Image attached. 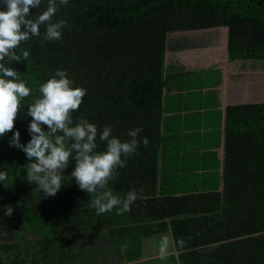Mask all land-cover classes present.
Segmentation results:
<instances>
[{
  "label": "trees",
  "instance_id": "trees-1",
  "mask_svg": "<svg viewBox=\"0 0 264 264\" xmlns=\"http://www.w3.org/2000/svg\"><path fill=\"white\" fill-rule=\"evenodd\" d=\"M46 7L42 0L31 14ZM53 19L67 21L62 38L45 41L42 25L41 36L20 45L28 59L7 65L32 90L13 131L26 146L27 106L41 84L65 70L73 88L86 90L71 115L74 123L85 118L97 126L96 151L106 150L99 140L105 126L122 142L136 128L138 138H148L107 187L121 198L136 189L142 198L122 215H96L92 196L71 177L74 161L62 188L44 198L25 179V153L10 145L9 132L0 137V171L8 174L7 187L0 182V231L13 242L0 244V264H103L111 253L124 264H264V99L226 107L220 172L210 149L219 146V127L188 133L178 126L187 89L216 83L219 71L201 77L200 70L165 64L167 50L185 45L170 33L219 26L228 28L230 59L264 61V0H69ZM8 205L11 217L4 215ZM167 239L172 251L137 263L144 241Z\"/></svg>",
  "mask_w": 264,
  "mask_h": 264
},
{
  "label": "clouds",
  "instance_id": "clouds-1",
  "mask_svg": "<svg viewBox=\"0 0 264 264\" xmlns=\"http://www.w3.org/2000/svg\"><path fill=\"white\" fill-rule=\"evenodd\" d=\"M0 3L5 8L0 10V137L12 132L10 145L25 153V179L35 184L44 198L53 197L63 186L65 169L74 161L71 177L81 191L92 196L89 206L95 209L96 215L110 213L113 209L117 215L129 212L135 201L142 198L140 193L132 189L121 198L107 187L117 178V170L126 167L139 144L142 142L147 147L149 140L138 138L142 129L136 128L127 133L131 139L122 142L112 135L111 126H105L99 132V140L106 144V150L96 151L97 126L85 118L74 123L71 115L79 109L86 90L73 88V81L65 70H56L52 78L41 84L39 98L27 106L26 113L32 119L28 125L31 139L26 146L20 143L19 130L13 131L21 100L29 97L32 90L20 79V72L7 65L28 59L29 51L20 50V45L34 36H41L42 25L45 26V41L62 38L67 21L53 18L69 0H47L46 10L35 16L30 10L39 9L42 0H0ZM7 179V172L0 171V182L5 187ZM13 213V206L4 207L5 216L11 217ZM160 252L162 256L167 254L163 247Z\"/></svg>",
  "mask_w": 264,
  "mask_h": 264
},
{
  "label": "crops",
  "instance_id": "crops-1",
  "mask_svg": "<svg viewBox=\"0 0 264 264\" xmlns=\"http://www.w3.org/2000/svg\"><path fill=\"white\" fill-rule=\"evenodd\" d=\"M227 37L228 31L225 28V40L222 48L223 54L220 55L210 45L204 46L205 49L203 51H201L202 49H190L191 52L188 61L179 57L178 53L180 49L175 51L167 50L165 53V64L173 62L175 65H179L183 71L191 72L200 70L201 77H207L209 72L206 71L209 69H217L220 73L219 80L216 83L200 81L199 83H193L187 89L188 93L183 96L185 105L180 111L183 121L178 124L179 128L188 133L191 131L194 132L196 129L206 131L216 126L219 127V130H221L219 146L211 147L210 149L216 152L220 172L224 151L223 127L226 107L241 103L261 102L264 96V61L230 59L227 53ZM167 52H171V54ZM197 59H200V61H196ZM254 67H260L262 69L261 74H259L260 70L259 72L256 70L253 71ZM243 70L249 71L252 74L253 80L244 81L243 79L246 76H244L245 73ZM207 149L209 150V148ZM219 188H221V182ZM162 243L163 241H160V243L157 242L156 244L153 242L146 243L144 241L142 258L137 263H145L150 260L162 258L163 256L160 252ZM157 252L159 255H154ZM116 261L124 264V261L118 258H116Z\"/></svg>",
  "mask_w": 264,
  "mask_h": 264
},
{
  "label": "rangeland",
  "instance_id": "rangeland-1",
  "mask_svg": "<svg viewBox=\"0 0 264 264\" xmlns=\"http://www.w3.org/2000/svg\"><path fill=\"white\" fill-rule=\"evenodd\" d=\"M169 38L178 42V43H184L185 46L184 48L179 50V57L184 58L186 61L189 60L190 56V49H205L204 46L210 45L212 46L213 50L217 52L218 55L223 54V46H224V40H225V28L223 27H216V28H207V29H197V30H185V31H176L173 33L169 34ZM204 47V48H202ZM211 48V49H212ZM221 48V49H219ZM168 54L171 52H167ZM196 61H200V59H197ZM259 68V69H258ZM256 70L261 74L262 69L260 67H254L253 71ZM245 73L244 76L245 79L244 81L248 80L251 81L252 79V74H250L249 71L243 70ZM27 240H30V237L27 238ZM152 241V240H151ZM13 242V238L3 232L0 231V244H10ZM154 244V240L152 241ZM160 243V241H158ZM164 246V249L166 252H169L171 250V243L170 241L164 240L162 243ZM154 255H159V253H154ZM104 259L102 260L103 264H121L116 261V258L114 255L109 254L107 257L104 255Z\"/></svg>",
  "mask_w": 264,
  "mask_h": 264
},
{
  "label": "water",
  "instance_id": "water-1",
  "mask_svg": "<svg viewBox=\"0 0 264 264\" xmlns=\"http://www.w3.org/2000/svg\"><path fill=\"white\" fill-rule=\"evenodd\" d=\"M220 27H222V26H220ZM226 28V30L228 31V28L227 27H225ZM183 31H185V30H183ZM263 99H264V96H263ZM263 101V100H262Z\"/></svg>",
  "mask_w": 264,
  "mask_h": 264
}]
</instances>
